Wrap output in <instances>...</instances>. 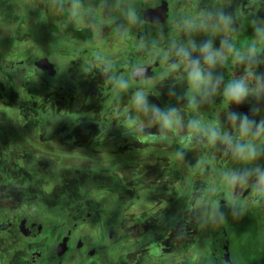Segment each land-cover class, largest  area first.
<instances>
[{
	"label": "rangeland",
	"instance_id": "374dc122",
	"mask_svg": "<svg viewBox=\"0 0 264 264\" xmlns=\"http://www.w3.org/2000/svg\"><path fill=\"white\" fill-rule=\"evenodd\" d=\"M69 1L73 4L76 1L78 5L80 2V5L84 6L86 19L89 20L79 21V18H82L78 15L80 10L75 8L77 12L73 13L75 20L72 13H68L63 18L64 22H70L69 25L77 29L83 25L86 27L82 30L83 32L88 31L87 26H91V31L97 30L94 37L97 41L100 40L101 46L95 48L92 44L83 45L77 40L81 39L80 36L75 31L72 34L71 28L63 30L60 38L61 41L64 39L66 42L60 47L54 45L57 42L55 39H58L53 37L54 33L43 38L45 41L38 42V37L35 38L37 42L34 46L40 47L34 49V54H42L41 56L45 54L50 61L57 64L55 67H58L57 79L51 77V80L60 83L59 89L54 88L56 96L66 97L67 89L96 90L97 86L94 85L100 79H106V75L102 74L101 65L107 54L110 55L108 59L121 63L120 66L124 70L121 77L128 74L125 62L129 57L139 63L161 60L160 66L156 68L154 78L139 81L140 84L132 80L120 84L117 90L124 89L125 96L121 103L117 102L116 108L110 107L112 95L104 96L99 114L107 118L111 128L119 132L121 130L128 134L132 133L128 141H123L124 137L117 146L110 148L107 146V149L104 147L105 134L100 126L89 121L85 123L83 116L77 118L76 122L69 117V123L62 124L58 128L47 127L48 135L44 136L40 127L32 128L21 124L24 131L18 127H12L8 123L11 110H0V116H4L0 117V140L2 141H0V187L5 194L13 193L8 194L7 198H16L20 194L25 197L22 203L25 204L23 208L32 218L36 215L34 219L39 221L38 225L42 229V237L39 238L42 240L37 239L36 244L44 247L42 249L44 252L49 248V244L54 243L56 229H59L58 227L52 229L51 224H60L59 221H64L65 224L77 222L79 226L75 227L74 235H82L85 251L90 249L89 254L92 253L90 259L88 254H85L84 264H109L110 262L111 264H199V252L202 254L203 246L201 244L200 248L198 243L201 232L206 231L207 228L203 225L204 230H202L203 220L213 219L215 215L217 218L232 219V215L236 214L225 210L219 216L217 212L220 206V204L217 205L218 202L227 207L226 202L234 200V191L231 190L233 186L223 187L225 180L238 182L241 188H245V192H251L248 182L253 185L255 180L261 188H264V180L260 179L261 174H264V132L255 136L251 132L241 135L238 116L242 103H248L250 106L260 102L264 104V96L254 99L249 91V95L240 104H236L226 99L224 87L221 95L222 102L218 104L219 109L217 108L215 114L217 117L225 114L223 118L226 123L221 129L224 132L219 131L214 141H206L210 149L205 147V154L200 157L203 152L201 149L198 154L199 150L189 147L194 143L191 141L193 137L189 136L186 139L170 135L173 131L186 132L182 127L183 123L198 125L203 119L209 118V115L203 118L204 114L195 108V104L191 101L188 107L189 97L202 102L198 93L191 92V90L197 92L194 86L186 94H175V89L180 90L185 85L186 79L189 81V78L184 75V70L188 68L186 61L182 63L183 59L176 55V51L183 47L190 52L192 59L193 57L198 59L202 45L210 43L217 46V41H223L225 23L221 20V16L229 22L230 14L236 11L238 23L232 30V44L223 48L230 46L233 55L244 57L243 60H236L240 62V67H249L248 73L244 75V81L251 80L252 86L257 91H263L264 36L262 31L257 32L258 26L255 24H263V9L253 10L256 4L249 0L250 2L239 5L237 10L236 8L223 10L222 7L220 13H217L216 8L220 6L217 3L221 0H167L170 8L169 20L161 26H152L140 22L139 8L143 3L154 6L160 0ZM12 3L8 11L0 12V16L8 15L9 18L20 19L23 18L21 16H27L18 0H13ZM113 3H118L117 9L120 10L107 11L106 5L111 7ZM0 4L4 7L3 2ZM74 5V7L77 6ZM248 9H251V12H248ZM63 12L65 13V10ZM118 14L121 16L120 19L113 20V17ZM110 15L112 20L109 19ZM249 17L250 22L247 24ZM94 19H97V23H94ZM90 21L92 22L89 23ZM61 22L58 17H54V20L47 23V27L50 30L49 26L58 27L61 26ZM78 22H81L80 26ZM113 22H118L122 28L120 25L113 28ZM6 23L9 21H0V32L3 31V35L8 34ZM190 23L195 24V27ZM15 24L19 26L18 21ZM63 25L66 27L65 24ZM189 28H195V32H199L197 37L199 41L180 35ZM22 29L17 31L21 36L24 33H30V30ZM251 29L256 31L255 36H245L247 30ZM111 31L116 34L114 41L109 37L106 38V33ZM216 32H219L220 37ZM6 41L10 43L9 39L1 37L0 46L5 47ZM137 44L139 47L135 48ZM250 46L255 48L251 58L248 52ZM1 50L4 49L1 48ZM8 50L9 48L6 49ZM228 51L222 52L218 49L212 52L214 56L217 53L225 56ZM25 53L26 51L22 49L15 53L10 51L6 58L19 59L24 57ZM61 59L65 62L66 59L68 60L67 66L59 65L58 62ZM179 63L184 67L182 72L177 68ZM217 66H222V63L218 62ZM204 73L209 74L207 71ZM178 75L181 76L179 81ZM28 78L40 84L41 77L28 75ZM213 88H216L214 91L218 93V86L215 83L210 89ZM204 90L202 86L201 93H204ZM137 93L146 98V103L136 99ZM205 95L208 97L207 93ZM118 99L121 101L120 98ZM184 104H187V107L184 108ZM153 106L161 112L175 108L180 117L179 125L173 128L162 127L160 120L152 111ZM143 109L144 112L146 110L148 118L144 121L145 124L143 122L139 124L136 122L137 114ZM202 110H204L203 106ZM220 110L223 112H219ZM86 111L85 109V119L91 118ZM249 111L252 113V108H249ZM241 114L245 115L242 112ZM231 115L237 117L233 128L229 125ZM261 116L264 121V107ZM261 116L251 121L253 132L256 125L260 124ZM245 117L249 120V116ZM195 127L198 128V126ZM138 135L144 139L142 143L137 139ZM225 135L232 137L233 145L237 141L250 145L255 150V157L234 155L231 146L221 139ZM18 139L24 141L22 145L17 142ZM184 142H186L185 145H183ZM177 147L179 151H176ZM128 155L131 156L126 157ZM219 159L223 164L221 168ZM41 160L47 162V166H44ZM201 162L207 166L213 162L217 167L218 175L199 174L201 178L198 184L196 183L197 192L194 193L193 189L190 190V183L192 175L200 171L199 163ZM233 174L238 178L243 177L244 182L238 179L230 181L228 177ZM210 176L212 177L209 178ZM211 180L214 181L215 193L210 188ZM10 184L14 185L8 186ZM200 192H202L201 195L206 196L199 199L195 207L194 200L191 202V196L196 197ZM252 192V195L240 201L237 200L239 202L237 209L240 213L248 212L251 217L264 220V208L261 206V204L264 206V202L260 204L254 197V190ZM258 192L264 194V191H255V193ZM217 197L220 198L218 202ZM29 199H32L31 203ZM6 205V201H0V209H5ZM202 208L208 211L205 218L201 216ZM33 211L35 215L32 214ZM124 214L131 216L129 222H123L121 219L120 215ZM91 216L93 219H90ZM84 217H87L86 222L82 223L81 220ZM52 218L54 221L50 223L49 220ZM183 232L186 233L182 235ZM110 234L113 235L112 239ZM179 235L181 236L177 239ZM22 242L30 244L32 241ZM10 246L9 250L2 253L4 258L14 254L15 246L14 244ZM240 249L239 246L232 247L233 258L239 254ZM46 253H43L44 257L47 256ZM93 253H95L94 256ZM19 256L20 253L16 257L19 259H16L14 263L11 261L10 264H23L21 262L23 256ZM247 259L249 261L242 259V262L248 264L252 261L250 258ZM151 260L154 262L152 263ZM67 261L69 260H66L64 264ZM74 261L72 264H75ZM45 264L56 263L51 258L47 259Z\"/></svg>",
	"mask_w": 264,
	"mask_h": 264
},
{
	"label": "trees",
	"instance_id": "16d2710c",
	"mask_svg": "<svg viewBox=\"0 0 264 264\" xmlns=\"http://www.w3.org/2000/svg\"><path fill=\"white\" fill-rule=\"evenodd\" d=\"M250 1H252L254 3L256 2L255 0H250ZM250 1L248 0V2H250ZM245 2H247V0H243L241 2V4H243ZM216 3L217 2H215V4ZM217 4H220V3H217ZM25 7L30 8V7H28V4H26ZM253 8H255V6ZM248 12H251V9H248ZM234 14H237V13L234 12ZM248 15H250V13H248ZM109 19H111V15H110ZM249 22H250V17H249V20H247V24H249ZM123 23H126V22H123ZM190 24H192V23H190ZM255 24H257V26H259L258 23H255ZM192 25L195 27V24H192ZM235 25H237V24H235ZM120 27L122 28L121 25H120ZM260 28H261V26H260ZM194 29L195 28H192V29L189 28L183 33L184 35L183 34H180V35L182 37L183 36L189 37L192 40H198L197 37L199 36V33L195 32ZM82 30H83L82 28L81 29L80 28L79 29H77V28L73 29V31L77 32V34L81 38V39H77V40L81 41L80 43H83V45L85 43H88L89 45L92 44V46H93L95 41L93 42L92 37H91V32H92L91 27H89V29H87L88 31L83 32ZM252 30L253 29L249 30V34ZM54 31H57V30H54ZM73 31H72V34H73ZM111 32L106 33L107 34L106 38L109 37L110 39H112L114 41L116 34H115V32H112V33ZM62 34H63V32H62ZM246 34L248 37L247 32H246ZM13 35H15V34H13ZM17 37L20 38L21 36H13L10 38L12 40L15 39V40L20 41V39ZM74 39H75V37H74ZM112 40H111V42H112ZM9 41H11V40H9ZM40 41H45V40H38V42H40ZM23 42L24 43L22 46L15 45L12 48L8 47L9 50L12 51L13 53L18 52L19 49L25 50L26 53H25L24 57H22V58L21 57L19 59H16L14 57L6 58V55L10 51L9 50L6 51V49L0 51V107H2V108H0V110H2V109H5V110L10 109L11 110V114L9 115L8 123L12 127H13L14 123H18L20 125L25 124V125L30 126V127L32 126V128L35 127V125H38V127H40V128L42 126L43 129H47V127L51 128L55 125L57 127H59L62 124L69 123L68 122L69 117L72 118L71 119L72 121L76 122L75 120L77 118H80V116H83L85 123H87L89 121V123H97L100 126L102 132H104V134H105L104 145L106 146V149H107V146H109V148L111 146H117L119 144V141L122 138L124 139V137H125V139L123 141H126V140L128 141L130 139V135L132 133L128 134L127 132H122L121 130L119 132L115 128H111L110 123L108 122L107 118L103 114L102 115L99 114V112L101 110V105H102L101 101H104L103 98L106 94L112 95V104L110 106L111 108H115L118 101L121 103L122 98L125 96L124 95L125 93L123 91L124 89H122V91L121 90L118 91L117 87L121 86L123 84V82L125 83L126 81L131 80V78H130L129 74L123 75V77H121V73L124 71L123 68L120 66L121 63L119 64L118 62L117 63L115 62V64H114L113 59H108V58H110V55L109 54L105 55L104 62L101 66L102 71H103L102 74L106 75V81L104 82V85L97 86L95 91L94 90H82V91H80L79 89L78 90L67 89V91H66L67 93H65V95H67L66 97L56 96L54 94L55 93L54 88L56 87L57 89H59L60 83H56L53 79H57V77H52L53 79L51 80V77L47 76V74L33 73L31 70H29L28 68H25L23 65L26 59H28V58L37 59L38 58L37 56L40 55V54L35 55L34 54L35 51H33L34 49L40 47L38 45H37V47L33 46L35 44V42H37V40H35V38L33 39L32 37H25V38H23ZM216 43H217V45H219L221 47L215 46V48H213L211 50L214 51V50H218L221 48L220 51L224 52V51L228 50V47H225V48H223V47L226 45H230L231 41L230 40H228V41L223 40L222 43H221V41H217ZM95 48H97V47L95 46ZM28 50H29V52H28ZM141 50H144V49H141ZM42 52L43 51H41V53ZM3 54H4V56H3ZM226 55L232 56V57L235 56V55H233V53L231 51H228V53ZM43 56H45V54ZM214 58H215V56H214ZM233 61H236V60H233V58H232V62ZM248 61H249V59L247 60V62ZM218 62H221L222 66H217ZM138 63L139 62H136L134 59H131L130 57L127 58V61L125 62L126 68H127L126 71L130 70L135 64H138ZM202 64H203L202 69L204 71L209 72V74H207V73H204V74L210 78V83L208 85H201V87L204 86V88H205L204 93H201L200 90L197 92L195 90H191V92H195L196 94L198 93L197 95H198L199 99L202 100V102H199V100H196L194 98L191 99V97H189L188 107H190V101H191V103L195 104V108L199 109V111H201V113L204 114L203 118H205L204 116H206V115H209L208 116L209 118L207 117L208 119H203L202 123L200 122L198 125L196 123H194L192 125H191V123H189V124L183 123L182 127L184 128L183 130L186 132L173 131L170 134V135H173V137L179 136V137H185L186 139H188L189 136L193 137L194 139L192 138L191 141L192 142L194 141V143H193V145H190L189 147L196 149V150H199L198 154H200V149H201V151H203V152L201 153L200 157L205 154V151H204L205 147H206V149H210V147H208V143L206 144V141H210V139H209L210 132L214 129L215 132L217 133V136H218L219 131L224 132L221 129H223V127L226 123V121H224L225 118H223V115H225V114H222L220 117H217L215 114L217 113L216 112L217 108L219 109L218 104L220 102H222L221 101L222 100L221 95L223 94L222 89L230 81L223 82L221 80V77H223V76L220 75V73L222 74V73L228 72L226 76L228 78L234 79V77H232V76L229 77V71H230V69L233 68V63H227L225 60L223 61V60H220L218 58H215V64L214 65L210 66L208 64H205V62ZM240 66H241L240 63L237 64V66H236V67H238V72L236 74V77H237L236 80L243 78L242 76H239V75H242L244 73V70L247 68V67L243 68ZM28 75H30V77H33V76L34 77H41L40 84H38V82H36L34 79H29ZM43 76H45V77H43ZM46 77H48V78H46ZM179 77H181V76L178 75V77H177L178 81H179ZM186 80H187L186 83H188V84L186 85V83H185L183 88H181L180 90L175 89V92H176L175 94H178V93L179 94H186L190 90V88L193 86V84H192V82L188 81V79H186ZM52 81H54V82H52ZM174 81H176V80H174ZM178 81H176V82H178ZM217 81L221 82V84H222L221 89H219L218 93L214 91V88L210 89L211 86H213V83H216ZM137 82H139V81H137ZM244 82L247 85L252 86L251 80L244 81ZM137 84H140V83H137ZM104 89H105V91H104ZM249 91H250L251 95L262 96L261 94H264L263 93L264 90L263 91H257L254 87L249 88ZM98 92H101V93H98ZM205 93L208 94V97L205 95ZM82 94H83V96L78 97ZM2 95H3V97H2ZM118 98H120L121 101ZM260 103H255L253 105V108H252L253 115L251 114L249 116L250 117L249 121H252L254 118L261 116L264 104H260ZM247 105L250 106L249 104H247ZM202 106H203L204 110H202ZM185 107H187V104H184V108ZM85 109L87 110L86 113L89 116H91V118L85 119L86 118ZM191 112L193 113L192 108H191ZM210 112H211V115H210ZM219 112H223V110H220ZM231 117H232V115H231ZM147 118H148L147 112H146V110L144 112V109H143L142 111L138 112L136 122H139V124H140V122H143L145 124L144 121ZM184 118H185V116H184ZM210 119H211V122H210ZM221 119H222V121H221ZM260 119H261V121H263L262 116ZM261 121H260V123H261ZM9 124L7 125L8 127H9ZM229 125L232 128L235 126V122L232 120V118H231ZM195 126H198V128ZM192 127H194V128L192 129ZM12 130L13 129L11 128V131ZM42 131H43L44 136L48 135L47 130H42ZM122 135H123V137H122ZM168 136H169V134H168ZM9 139H10V137H9ZM137 139L141 143L144 140L142 138V136L140 137L139 135H138ZM17 142L23 143L24 141L21 139H18ZM185 143L186 142H184L183 145H185ZM58 150L60 151V149H58ZM176 151H179L178 147L176 148ZM130 156L131 155H128L126 157H130ZM61 157H64V156H61ZM140 158H143V157L140 156ZM41 159H42V157H41ZM128 160H130V159H128ZM217 160H218V158H217ZM41 162L44 166H47V164H48L47 162H45L43 160H41ZM218 162H219V165L221 168V166L223 164L220 161V159ZM209 165L210 166H207L204 162H201V163H199V167L201 166V169L198 172V174H196V173L193 175L191 174L192 179H191V183H190V185H191L190 190L193 189L194 193L197 192L195 189L196 183L198 184V180L201 178L199 176V174L202 175V174L207 173L209 175H218V170H217L216 165L213 162L209 163ZM211 177L212 176H210L209 178H211ZM192 183H195V184H192ZM13 185L14 184H10L8 186H13ZM223 187H230V188L232 187L231 190L234 191L233 199L235 201L234 200L227 201L225 204V206H227V207H224V205H222L221 203L218 202V200L220 201V198L217 197V200H216L218 202L217 205L220 204L218 211H217L218 215L221 216V213H223V211L225 212V210L236 213V214L232 215V219L233 218H240V217L244 218V217L250 215V213H248V212L240 213L237 208L239 206L238 201H240V199L252 195L251 193H253L252 192L253 186H250V187H252L251 192L245 193V188H241L240 184H238L237 182H235V181L229 182L228 180H225V186H223ZM210 188L212 190L215 188L214 181H212V185ZM9 189H10V187H9ZM201 193L202 192H200V194L198 196L196 195V197H193V195L191 196V202L194 200L193 205L195 207H196V204L198 203L199 199H202L203 197L206 196V195H201ZM213 193H215L214 190H213ZM254 197L257 198V200H262V199H264V194L261 195V194H259V192L254 193ZM224 199H226V198H224ZM263 202H264V200H263ZM231 203L232 204L236 203V205L233 206ZM261 206L264 208V206L262 204H261ZM202 210L203 211L201 213V216H202V218H205L208 211L204 210L203 208H202ZM195 215H196V213H195ZM120 217L123 220V222H126V221L129 222L131 220V216H128L126 214L120 215ZM85 218H87V217H85ZM216 218H217L216 215H215V217H213V219L209 220L207 218L206 221L203 220V224L206 223V224L212 225L211 222H213ZM90 219H93V217L91 216ZM195 219H196V217H195ZM59 222L61 224V221H59ZM205 227H207L205 229L207 232L206 231L201 232L202 233L201 235L203 237V242H202L203 252H202V254L199 252V264H206V260H207V256H208V247L207 246L209 243V235H210V227L211 226H205ZM202 230H204L203 227H202ZM204 232H206V234H203ZM177 239H179V238H177ZM46 255L47 256L45 258V261L47 259L50 260L52 258L51 254H50V250L46 253ZM88 257L90 259V256H88ZM149 259L150 258H148V260ZM151 262L153 263L154 261L151 260ZM76 263L77 262H75V264ZM81 263L82 262H79V264H81ZM39 264H45V262L44 263L41 262ZM109 264H111V262ZM221 264H232V263H230L228 261H224Z\"/></svg>",
	"mask_w": 264,
	"mask_h": 264
},
{
	"label": "water",
	"instance_id": "95a60500",
	"mask_svg": "<svg viewBox=\"0 0 264 264\" xmlns=\"http://www.w3.org/2000/svg\"><path fill=\"white\" fill-rule=\"evenodd\" d=\"M154 6L143 3L139 8L140 21L152 26H160L165 24L170 17V8L167 0L156 2ZM255 10V8H253ZM261 25L258 26L260 28ZM261 29V28H260ZM262 36H264V31ZM250 37L255 36L256 31L252 30ZM247 35V34H246ZM223 59L225 56L223 55ZM157 60L150 65H137L131 69L130 78L133 81H140L152 78L155 74L154 69L159 66ZM240 63V62H239ZM238 61L233 62V72L238 70ZM24 67L36 74H47L50 77H55L57 69L47 56H40L37 59L28 58L24 62ZM224 74V73H223ZM230 77V75H229ZM230 79V78H229ZM230 81V80H229ZM221 88V83L218 85V92ZM216 89V88H215ZM214 89V90H215ZM18 231L25 237H37L41 229L37 230L36 224L28 218H24L21 224H18ZM5 229V228H4ZM36 230V232H32ZM68 237L61 241L57 250L67 248ZM233 246H239V254L233 258ZM208 256L206 264H221L228 261L232 264H245L242 259L249 261L248 264H264V221L262 219L253 218L250 215L246 217L225 219L216 218L210 227Z\"/></svg>",
	"mask_w": 264,
	"mask_h": 264
},
{
	"label": "flooded vegetation",
	"instance_id": "af4514ba",
	"mask_svg": "<svg viewBox=\"0 0 264 264\" xmlns=\"http://www.w3.org/2000/svg\"><path fill=\"white\" fill-rule=\"evenodd\" d=\"M233 4H235V3L232 2L231 4H228V9L230 8V10H235L237 5L236 4L233 5ZM222 6H223V8H226L225 4H223ZM245 36H247V35H245ZM248 37H250V36L248 35ZM215 46L216 45H213V48H215ZM98 47L99 46H97V48ZM137 47H139L138 44H137V46L135 48H137ZM245 55H247V54L245 53ZM237 56L238 55L233 56L232 57L233 60H237V58H236ZM193 60H198L200 65H201V67L203 68V64L202 63H204V60H203L202 54L199 56L198 59H195L193 57ZM156 61H157V59H155L153 61H149L148 63L147 62H142V63H139V64H141V65H150V64H153ZM158 61L160 62L161 60H158ZM183 61L184 60H182V62ZM103 62H102V64H103ZM233 62H231V63H233ZM139 64H135L133 67H135V66H137ZM185 64L187 66V63H185ZM159 66H160V63H159ZM159 66H157V67H159ZM156 68L154 69V72H156ZM131 69L128 70V72H129L128 74L129 75H130ZM182 70H184V67H183V69H181V72H182ZM187 72H188V68L184 70V75H186ZM231 72H232V69H230V71H229V75L230 76H232ZM236 72H238V70ZM227 73L228 72H226L224 74L220 73V75L223 76V77H221V80L223 82H228L229 80L232 81V80L235 79V75H234V79H231V78L229 79L226 76ZM57 74H58V69H57ZM57 74H56V76H57ZM155 74H154V76L152 78L155 77ZM235 74H237V73H235ZM180 78L181 77H179V79ZM149 79H151V78H149ZM149 79H146V80H149ZM105 81H106V79L105 80L100 79L97 82V84H95L94 86H101V85L104 84ZM220 83L221 82L217 81L215 83V85L218 86ZM221 86H222V84H221ZM95 89H96V87H95ZM248 184H250V186H253V190H254V193H255V191L257 190V180L254 181L253 185L250 182H248ZM250 188H252V187H250ZM10 190H12V189H10ZM10 193L13 194L12 192H8V193L5 194V192L2 189V187H0V201L1 202H5L6 201V204H7L5 209H0V264H8V263L10 264L11 261H12V263H14V261L16 259H19V258H16L18 253H20L19 257L23 256L22 259H21V262L23 264H39L41 262L44 263L46 257L43 256V253L48 252L47 251L48 249L50 250V254H51L52 258L55 260L56 264H64L66 260H69V261L66 262V264H72L75 258H76V260L74 261V263L75 262L78 263L82 259L80 262H82L81 264H83L84 263L83 261H84L85 254H88V256L92 255V253L89 254V252L91 251L90 249L85 251V249H84L85 245L83 243L84 239H83L82 235H74L75 227L79 226V223H77V222H73L72 224H65L66 222L61 221V224H51L52 229H53V227H58L59 229H56V235H55V238L53 239L54 243L52 245L49 244L48 245L49 248L46 249L45 252L42 251V249H44V247H42L41 245L36 244L37 239L42 237V229L38 225L39 221L34 219L36 217L34 211L32 212V214L35 215V216H33V218H32V216L27 214V210L25 211V209L23 208V206L25 204H22V203H24L23 200H24L25 197L22 194H20V196L16 195L17 196L16 198H7L8 194H10ZM259 194L262 195V193H260V192H259ZM29 200H30L29 203H31L32 199H29ZM263 200L264 199L259 200V202L263 203ZM24 218H28L31 222L36 224L37 230L41 229V232L39 233V235L37 237H34V238L25 237V236H23V235H21L19 233V231H18V226L19 225L18 224H21V222H22V220ZM49 221L51 223V222L54 221V219L52 218V220H49ZM81 222L82 223L86 222L85 217L81 220ZM98 227H100V226L98 225ZM32 232L34 233V232H36V230H33ZM66 237L69 238V240L67 241V248H65V249L61 248L59 250V253H58L57 248L61 244V241L64 238H66ZM39 240H42V239H39ZM22 241H29V242L32 241V242L29 244V243H23ZM34 242H35L36 245L34 244ZM11 244H14V246H15L14 254L13 255H8V258H4L2 256V253H3V251L9 250L11 248V246H10ZM94 255H95V253H93V256Z\"/></svg>",
	"mask_w": 264,
	"mask_h": 264
},
{
	"label": "crops",
	"instance_id": "0c3cea01",
	"mask_svg": "<svg viewBox=\"0 0 264 264\" xmlns=\"http://www.w3.org/2000/svg\"><path fill=\"white\" fill-rule=\"evenodd\" d=\"M243 0H221V2H220V6L216 9V12L217 13H220V8H222L223 6V4H225V6H226V10H230V8L228 9V4H231L232 2H234L236 5H237V7L239 6V5H241V2H242ZM248 1V0H247ZM256 2H255V10H258V9H263V21H264V8H263V6H264V0L262 1V0H255ZM3 2V4H4V7L0 4V12L2 11V10H5V11H8L9 9H10V6L13 4L12 2H13V0H0V3H2ZM18 2L20 3V5H21V9L23 10V11H25L26 12V17H27V19H26V17H24V16H21V17H23L22 19H20V18H9L8 17V15H2V16H0V21H9V23H6V26L8 27V34H6V35H3V31H1L0 32V38L1 37H4V38H6V39H9V40H11L10 41V43H7V41H6V45H5V47H2V46H0V49L2 48V49H7L8 47H10V48H12V46H15V45H19V46H22L23 45V38H25V37H32L33 39L34 38H36V37H38V40H43V38H45L47 35H49V36H51V34H53V37H58V39H55L57 42H56V44H54V45H56L57 47H60L61 46V44L62 43H64V42H66V40H62L61 41V38H60V36H62L63 34H62V32H64L63 30H67V29H69V28H71L72 30H70V31H73V29L74 28H72L70 25H69V23H65L64 22V17H66V15L68 14V13H72V15H73V13L75 12V13H77L76 12V10H75V8H77V9H79L80 10V13H78V15H80L82 18H79V21H88L89 19H86V15H85V11H84V6L81 4L80 5V2H79V5L77 4V2L76 1H74V4H76L77 6L76 7H74L75 5L72 3V1H69V0H18ZM26 4H28V7H30V8H26L25 6H26ZM235 4H233V5H235ZM102 6V5H101ZM237 7H236V10H237ZM71 8V9H70ZM106 8H107V11H112V9H117V8H119V4L118 3H113V5L111 6V7H109V6H107L106 5ZM65 10V13L63 12ZM117 10H120V9H117ZM223 10H224V8H223ZM236 12V11H235ZM231 16H230V20H229V22L227 23V24H224L223 25V29H224V32H223V40L224 41H228V40H232V30H233V27H234V25L235 24H237L238 23V18H237V14H234V13H232V14H230ZM5 16H7V17H5ZM54 17H58L59 18V21L61 22V20H62V24H61V26H58V27H54V26H49V28H50V30L48 29V27H47V23L49 22V21H52V20H54ZM73 17H74V20H75V16L73 15ZM115 17V18H114ZM113 17V20L114 19H120V14H118V15H116V16H114ZM52 18V19H51ZM96 18V17H95ZM51 19V20H50ZM74 20H72V21H74ZM16 21H18L19 22V26H18V24H15L14 25V23L16 22ZM42 22V23H41ZM92 21H90L89 23H91ZM81 24V22H78V26H80V24ZM83 23V22H82ZM94 23H97V19L95 20L94 19ZM63 24H65L66 25V27H64V25ZM116 25H118L119 26V23L118 22H113V28H114V26H116ZM260 25H261V29H263V31H264V22H263V24H261L260 23ZM68 27V28H67ZM87 27H91V26H87ZM22 28H24V30H30V33L28 34V33H24V35L23 36H21L20 34H18L17 33V31L18 30H23ZM86 29V27H83V25L80 27V29ZM10 29H12V31H10ZM52 30L54 31V30H57V31H54V32H52ZM97 30H92V32H91V37H92V40H93V42H94V47L96 46L97 47V45L98 46H101L100 44H101V42H100V40H99V37H98V40L99 41H97L96 39H95V32H96ZM228 32H229V35H228ZM199 33V32H198ZM197 33V34H198ZM13 34H15V35H13ZM216 34L220 37V34H219V32H216ZM3 35V36H2ZM13 36H21L20 38L19 37H17V38H19L20 39V41L19 40H15V39H11L10 37H13ZM198 41H199V39H198ZM13 42H14V45H13ZM222 43V42H221ZM34 46V45H33ZM218 47H221V46H219V45H217ZM136 47V46H135ZM213 48V45H211V49ZM219 50H221V48L219 49ZM34 51V50H33ZM28 52H29V50H28ZM32 52V51H31ZM40 55H38L37 57H39ZM221 56L223 57V55L222 54H220V53H217L216 54V56H215V58H218V59H220L221 60ZM223 61L225 60L227 63H231L232 62V56H228V55H225V59H222ZM54 65H55V67L57 66V64L56 63H54L53 61H51ZM59 63V65L60 66H63V65H65V66H67V63H68V60L66 59V62L63 60V59H61V61L60 62H58ZM114 64H115V62H114ZM139 64V63H138ZM121 65V64H120ZM181 65V63H179L178 64V66H177V68L181 71V69L183 68V66L181 67L180 66ZM57 69H58V67H57ZM232 70H233V68H232ZM248 71H249V67H247L245 70H244V73L242 74V75H239V76H242L243 77V79H244V75L246 74V73H248ZM235 73H237V72H234L233 73V71L231 72V74H232V77H234V75H235V80L237 79V77H236V74ZM185 76H188L187 74L185 75ZM141 81H143V80H141ZM246 81H248V80H246ZM139 83V82H138ZM104 85V84H103ZM251 85H248V87L249 88H251L250 87ZM253 87V86H252ZM95 91V90H94ZM98 93H101V92H98ZM264 93V92H263ZM262 96H257V95H253V97L254 98H258V97H263L264 96V94H261ZM81 96H83V94L82 95H80V96H78V97H81ZM2 97H3V95H2ZM77 97V98H78ZM248 104V103H247ZM247 104H241V110L240 111H238V116L239 117H241V112L242 113H244L245 115L244 116H250L251 114L253 115V113H250V111H249V108H253V106H248ZM116 108V107H115ZM0 117H4V116H0ZM250 118V117H249ZM56 121V120H55ZM13 127H18V128H20V129H22V127H21V125L20 124H16V123H14L13 124ZM32 127V126H31ZM35 127L37 128L38 127V125H35ZM54 128H58L56 125L55 126H53ZM52 128V127H51ZM50 128V129H51ZM41 129L42 130H47V129H43L42 128V126H41ZM48 131V130H47ZM1 141V140H0ZM21 143V142H20ZM22 144V143H21ZM104 147L106 148V146L104 145ZM8 157H9V159H10V156H9V153H8ZM54 161V160H53ZM259 164H260V162L259 163H257V165L259 166ZM251 179V178H250ZM203 225H206V226H211L210 224H202V227H203ZM112 228V227H111ZM113 229V228H112ZM113 234V233H112ZM112 234H110V238L112 239L113 238V235ZM182 235H184L185 234V232H183V233H181ZM202 234V233H201ZM203 234H206V232H204ZM180 236L181 235H179L178 236V238H180ZM200 236V235H199ZM201 238H202V242H203V237H202V235L200 236V239H199V243L198 244H200V248H201Z\"/></svg>",
	"mask_w": 264,
	"mask_h": 264
},
{
	"label": "clouds",
	"instance_id": "9594fccd",
	"mask_svg": "<svg viewBox=\"0 0 264 264\" xmlns=\"http://www.w3.org/2000/svg\"><path fill=\"white\" fill-rule=\"evenodd\" d=\"M133 19H134V17H133ZM221 20H223L225 24H227V22H228L227 19L224 18L223 16H221ZM259 31H260V29L257 28V32H259ZM192 47L194 49L195 46L193 45ZM199 50L202 54V57H203L205 64H208L210 66L215 64V58H214V54L212 53L210 43L202 45ZM228 50L231 51L230 46H229ZM254 51H255L254 46H250L248 49L249 58H251V54L254 53ZM176 55L182 57V59L184 61H186L187 67H188L187 75H188L189 81L192 82L193 86L197 89V91L200 90L201 85H208L210 83V78L204 74V71H203L199 61L193 60L191 58L190 52L187 49H185L183 47L177 49ZM236 58L238 60L244 59L243 56H239V55ZM222 59H223V57L221 56V60ZM249 75H251V73H249ZM224 95H225L227 100H229L233 103H236V104H240L249 95V87L244 82L243 78H241L239 80L234 79V80L230 81L225 86ZM136 99L142 100L146 103V98L141 97L139 93L136 94ZM152 111L156 115V117L160 120L162 127L173 128L175 126H178L180 123V117H179L175 108L169 109L167 112H161L158 108H155L153 106ZM231 118L233 121H235V119H236L235 115H232ZM251 124H252V122L249 121L247 117L241 115L240 125H239L241 135H245V134H248L249 132H251L252 135L255 136V135H259L261 132H264V121H261L260 124L256 125L254 132L251 129ZM216 136H217V133L214 130H212L210 132L209 139L214 141L216 139ZM221 139L224 143L229 144L231 146L233 154L236 156H240V157L252 156V157H255V155H256L255 150L252 149L250 145L241 144L239 141H237L233 145L232 144V137L227 136V135L221 137ZM228 179H230V180H237L238 179V180H240V182H244L243 177L238 178L234 174L229 176ZM260 179L264 180V174H261ZM257 190L258 191H264V188H261L259 186V183H258L257 184Z\"/></svg>",
	"mask_w": 264,
	"mask_h": 264
}]
</instances>
